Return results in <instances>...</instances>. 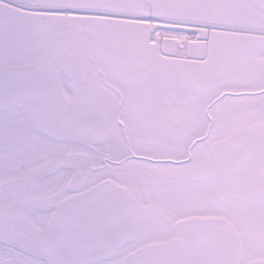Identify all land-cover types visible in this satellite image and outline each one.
<instances>
[{
  "label": "snow or ice",
  "instance_id": "obj_1",
  "mask_svg": "<svg viewBox=\"0 0 264 264\" xmlns=\"http://www.w3.org/2000/svg\"><path fill=\"white\" fill-rule=\"evenodd\" d=\"M0 264H264V0H0Z\"/></svg>",
  "mask_w": 264,
  "mask_h": 264
}]
</instances>
